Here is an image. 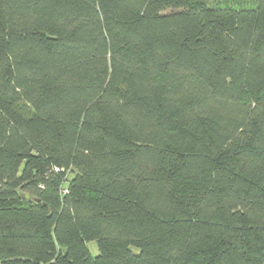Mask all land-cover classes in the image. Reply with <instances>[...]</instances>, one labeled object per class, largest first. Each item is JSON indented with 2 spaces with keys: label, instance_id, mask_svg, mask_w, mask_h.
Returning a JSON list of instances; mask_svg holds the SVG:
<instances>
[{
  "label": "trees",
  "instance_id": "16d2710c",
  "mask_svg": "<svg viewBox=\"0 0 264 264\" xmlns=\"http://www.w3.org/2000/svg\"><path fill=\"white\" fill-rule=\"evenodd\" d=\"M0 264H264V0H0Z\"/></svg>",
  "mask_w": 264,
  "mask_h": 264
},
{
  "label": "rangeland",
  "instance_id": "374dc122",
  "mask_svg": "<svg viewBox=\"0 0 264 264\" xmlns=\"http://www.w3.org/2000/svg\"><path fill=\"white\" fill-rule=\"evenodd\" d=\"M239 2L243 3L247 6H252V5L256 4V0H221V3H230L232 5H236ZM87 247L93 256L98 255V253H99L98 246H97V243L95 241L87 243Z\"/></svg>",
  "mask_w": 264,
  "mask_h": 264
}]
</instances>
